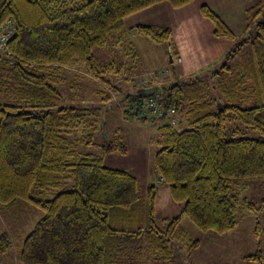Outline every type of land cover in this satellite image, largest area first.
<instances>
[{
	"label": "trees",
	"instance_id": "trees-1",
	"mask_svg": "<svg viewBox=\"0 0 264 264\" xmlns=\"http://www.w3.org/2000/svg\"><path fill=\"white\" fill-rule=\"evenodd\" d=\"M165 2L181 9L195 0H0V27L9 20L16 25L0 53V211L10 225L18 213L41 214L23 241L19 264H116L132 258L130 251L188 261L200 242L181 224L184 217L203 232L225 235L236 228L241 209L264 207L239 192L250 179L264 186V0L247 9L245 33L221 66L164 85L138 83L165 90L164 112L174 109L180 119L178 126L158 129L154 158L160 182L182 205L178 217L159 223L156 187L144 194L134 175L104 166L107 155L127 148L120 139L96 143L104 129L94 104L61 106L60 86L70 71L100 87L103 105L114 103L112 93L124 90L118 82L131 77L123 66L101 65L95 48L108 46L126 17ZM200 13L213 23L215 37L237 40L209 6ZM136 32L168 46L173 38L167 27L139 25ZM140 89L124 92L127 113L147 121L144 100L151 96L139 95ZM237 123L260 138L236 137ZM74 131L87 135L71 141ZM82 145L100 155L74 148ZM12 246L2 233L0 256ZM243 260L264 264V252Z\"/></svg>",
	"mask_w": 264,
	"mask_h": 264
},
{
	"label": "rangeland",
	"instance_id": "rangeland-1",
	"mask_svg": "<svg viewBox=\"0 0 264 264\" xmlns=\"http://www.w3.org/2000/svg\"><path fill=\"white\" fill-rule=\"evenodd\" d=\"M258 1L195 0L192 4L181 9H175L165 2L132 14L125 18L123 30L116 34L108 46L97 47L94 51L101 65L114 63L118 68L123 66L128 78L133 79L130 78V81L121 79L118 82L124 90L121 93H112L115 102L103 105L101 97L97 94L100 87L89 78L80 76L75 72L67 73L66 83L60 86L64 96L61 106L67 104L83 106L85 103H91L98 109L97 111L100 113L98 117H100L104 133L97 136L96 143L102 145L107 140L116 142L120 139L127 148L126 154L117 152L107 155L104 159V166L134 175L144 194L149 186L154 185L156 187V210L159 223L166 218L178 217L182 210V205L172 199L170 187L159 181L154 169V158L160 150L157 145L158 129L168 123L176 126L180 119L170 113L165 117L157 118L155 121L146 116L147 121H143V117L129 115L127 111L130 105L128 99L124 98V92L140 89L138 83L144 78L159 80L164 85L163 80L169 81L180 73L193 76L205 68L221 66L225 57L220 56L219 48L225 46L230 51L234 49L238 40L245 33L248 23L246 11ZM203 5L209 6L221 16L235 32L237 40H219L221 38L213 35V23L200 13ZM139 25L171 28L173 38L170 46L178 51L184 62H180V65L176 64L177 66L174 67L171 66L172 64L165 56L169 46L157 44L148 37L139 35L136 32V27ZM146 100L147 98L144 102ZM232 124L229 125L232 126ZM236 125L239 128V134L236 137L260 138L259 133L246 129L240 123ZM86 135V131H74L69 139L75 141ZM229 137L232 138L230 132ZM74 148L82 154L100 155L95 146L82 145L74 146ZM261 183L262 180L259 178L250 179L239 190L240 194L248 198L257 208H260L264 202V186ZM40 217V213L35 216L31 212H22L11 220L9 235L15 238L19 248ZM238 218L235 229L225 235H218L213 232L201 231L187 217H184L181 224L192 238L200 242V247L188 258L190 263L251 264L243 262L242 259L259 251L264 252V207L255 212L241 209ZM5 223L9 224L6 220ZM129 255H132L133 259L120 258L116 264H188L184 257L177 254L170 261L155 258L154 260L146 252L138 255L132 254L130 251ZM133 256L139 258L136 260Z\"/></svg>",
	"mask_w": 264,
	"mask_h": 264
},
{
	"label": "built area",
	"instance_id": "built-area-1",
	"mask_svg": "<svg viewBox=\"0 0 264 264\" xmlns=\"http://www.w3.org/2000/svg\"><path fill=\"white\" fill-rule=\"evenodd\" d=\"M15 32L16 25L13 20H9L0 27V53L6 51L7 45L15 35ZM169 55L172 61V65L182 62L181 59H176L171 52ZM143 85H145L146 88H149V83L147 81H144ZM167 95L168 93L163 89H160L157 93L155 90L154 96H151V98L145 101V116L150 118L152 121H155L157 118L163 115L165 113V99ZM169 113L174 115L175 110L171 109Z\"/></svg>",
	"mask_w": 264,
	"mask_h": 264
},
{
	"label": "crops",
	"instance_id": "crops-1",
	"mask_svg": "<svg viewBox=\"0 0 264 264\" xmlns=\"http://www.w3.org/2000/svg\"><path fill=\"white\" fill-rule=\"evenodd\" d=\"M219 40H225V39H219ZM220 46V45H219ZM229 48L228 47H225V46H222V48H219V52H220V56H222V57H225V55H226V53L229 51L228 50ZM170 52L173 54V56L176 58V59H181L182 60V63L184 62L183 61V58H181L180 56H179V53H178V51L176 50V49H174V48H172L171 46H169V48H168V51L165 53V56H166V58H167V60L169 61V63L170 64H172V61H171V58H170ZM177 65H180L179 63H176ZM176 64H173V65H171V66H177ZM189 76V75H188ZM185 77H187L184 73H180V74H178V75H176V77L175 78H173V79H171V80H169V81H166V80H163L164 81V83L165 84H168V83H171L173 80H174V82L175 81H177V80H179V79H182V78H185ZM161 82H162V80H160ZM160 181V180H159ZM162 183V182H161ZM163 184V183H162ZM156 205H157V201H156ZM157 211V210H156ZM182 211V210H181ZM158 216V215H157ZM166 219H170V218H166ZM0 235L2 234V233H8V234H10L9 233V230H10V224H6L5 223V220H4V218L2 217V214H1V212H0ZM11 238H12V241H13V246H12V249L10 250V252L9 253H7V254H5V255H3V256H0V264H19V261H18V253H19V251H20V248L18 247V245L16 244V242H15V238L13 237V236H11ZM17 239V238H16ZM17 241H19L18 239H17ZM194 253V252H193ZM192 253V254H193ZM191 257V256H190ZM189 257V258H190ZM243 260V259H242ZM188 264H191L190 263V259H188V261L187 260H185ZM243 262H248V261H245V260H243ZM249 263H251V264H254V263H252V262H249Z\"/></svg>",
	"mask_w": 264,
	"mask_h": 264
},
{
	"label": "water",
	"instance_id": "water-1",
	"mask_svg": "<svg viewBox=\"0 0 264 264\" xmlns=\"http://www.w3.org/2000/svg\"><path fill=\"white\" fill-rule=\"evenodd\" d=\"M155 93V88L154 87H149V88H143L138 91V94L144 97H149L154 95ZM166 115V113L163 114V117Z\"/></svg>",
	"mask_w": 264,
	"mask_h": 264
}]
</instances>
